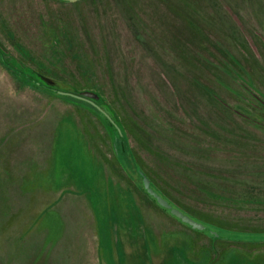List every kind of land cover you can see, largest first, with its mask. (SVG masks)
Masks as SVG:
<instances>
[{"label":"rangeland","instance_id":"1","mask_svg":"<svg viewBox=\"0 0 264 264\" xmlns=\"http://www.w3.org/2000/svg\"><path fill=\"white\" fill-rule=\"evenodd\" d=\"M183 1L197 17L187 16L181 0H0V33L6 38L4 28L9 26L2 20L8 19L7 7L23 9L30 18L40 11L50 18L58 16L65 25H79L83 51L97 63L89 66L92 78L89 74L76 78L85 84L92 79L120 115L131 116L146 128L142 133L148 137L146 143L139 144L131 135L130 142L152 164L156 178L194 199L200 197L187 192L196 185L228 195L223 186L227 169L244 172L248 179L264 170L260 158L264 137L255 145L248 143L253 156L230 167L224 145H212L206 138L210 120L223 126L222 114L212 112L211 100L218 102L209 94L226 98L225 89L230 90L232 81L220 65L227 59L225 48L247 61L248 74L264 86L260 75L264 67H258L248 47L244 52V36L256 53L255 42L264 49L259 35L253 33L254 40L248 30L257 25L264 35V0H218L210 13L207 0ZM51 21L57 24L55 18ZM187 21L196 26L194 30ZM28 35L26 44L33 47ZM37 51L41 49L33 51L38 57ZM180 101L182 111L177 108ZM71 102L85 101L38 86L0 63V264H116L104 243L101 216L118 224L122 264H145L147 248L152 264H264V239H216L176 221L150 195L145 197L141 185L137 182L144 194L113 155H106L111 152L102 136L91 138L78 124L80 114L69 107ZM177 112L184 116L182 123L176 120ZM162 123L178 126L183 135L166 131ZM191 124L201 130L199 139L197 133L192 138ZM93 150L102 153V159ZM155 162L163 163L169 177L174 172L179 178H163V169ZM129 171L136 181L133 169ZM125 184H131L135 197L122 187ZM69 187L78 197L67 195L72 191L64 189ZM231 190L233 198L244 193L237 186ZM54 195L61 198L50 207ZM83 195L95 212L80 202L73 204ZM221 202L225 201L213 197L208 204L219 209ZM255 210L264 213V208L243 211ZM139 211L142 225L147 223V246L138 238L128 246L127 229L136 233L137 226L142 228L137 224ZM240 227L264 233V218Z\"/></svg>","mask_w":264,"mask_h":264},{"label":"flooded vegetation","instance_id":"2","mask_svg":"<svg viewBox=\"0 0 264 264\" xmlns=\"http://www.w3.org/2000/svg\"><path fill=\"white\" fill-rule=\"evenodd\" d=\"M215 1L218 0H207V12L210 13L215 10ZM180 5L182 6L184 12H186L187 16H198L197 13H194V8L188 7L189 4H185L183 0H181ZM6 9L8 19L2 20V22L4 23L3 26L6 24L9 27L4 28L6 38L0 33V63L4 66L6 65L5 67L8 66V69L11 68L16 71V73H19L22 76L32 80L38 86L40 85L44 88L52 90L55 93L69 95L85 101L84 105L79 103L76 104L74 102H71V105L68 104L70 105L69 107H72L75 112L80 114L79 116L81 119H79L80 123L78 124H82L84 126V130L87 131V135H89L91 138L96 139L97 134L99 137L102 136L105 146L109 148L111 152H106V155H113L119 167L129 176L139 191L142 192L144 189L141 190L137 181L133 180V178L130 176L129 169H132L130 159L133 162L135 169L145 174L153 183V185L173 202L178 201L179 203H187L191 204L192 206L210 207L208 204L209 200H212L213 197H216L221 201H225L224 203L221 202L220 205L224 208L227 218L239 221H247L250 223H258L259 219L264 218V213L260 214L259 211L256 212L255 210V213L243 211L244 208H264L263 168L257 170L259 172L257 177L255 176L250 179L247 177L248 174L244 172L236 171L235 169H227L228 174L224 173L226 179L223 186H225V191L228 193V195H224V193L220 192L216 193V190H208L206 187L201 189L200 186L196 185L192 191L187 192H192L193 194L200 197L195 199L191 195L181 192L179 189H174L175 186L169 185L167 182L164 183L163 181L159 180L152 173V166H150L152 164L148 163L145 157L138 153L130 142V135L135 139V141L139 142V144L141 141H148V137L145 135L144 138L142 135V133L147 132L146 128L143 127L133 117L129 115L127 117L120 115L118 111L112 107L110 102L104 97L103 93L100 92V90L96 87V82L92 81V79L89 80L87 84H85L82 83L80 79L76 78L78 75L85 76L86 74H89V76L92 78V75L90 74L92 73V69L89 66L91 64L95 65L96 62L92 61L91 58L88 57L86 51H83L86 46L83 39V33L80 34V36H77V31H79L81 27L79 25H65L56 15L52 16V18L57 20V24L54 25L51 21L52 18L40 11L36 12V18L32 16L30 18L26 15V12H24L23 9L20 11L14 10L12 7H7ZM187 23L191 29H195L196 26H193L191 21H187ZM235 27H238L239 29L242 26L235 25ZM258 27L259 26L256 25L255 28H251L252 30L249 28L248 30L252 37L254 36L253 33H255V35H259L258 38L260 39V43L264 46V35ZM57 29L59 32H56ZM18 34L20 37H18ZM26 34H31V38L29 39H31L33 47L26 44L28 41V38L24 37ZM244 38V52L246 51L248 53V47L253 54V57L258 61V67L263 70V47L259 45L258 42H255L260 54L256 53L245 36ZM7 42L9 44H7ZM37 47L41 49V52L37 51V53H40L38 57L35 56V52L33 53ZM54 51L57 52V54H55ZM222 52L227 57V59L226 61H222L220 65H223L222 68L230 77L233 84L230 83L228 88L233 91H230L229 89H227V91L225 89L224 93L227 95L226 98H222L220 95V97H218L215 93L213 94L210 91L209 95H211V97H213L218 102L215 103L211 100V107L213 109L212 112L214 115L217 113L218 115L219 113L222 114L221 116L223 119V126L218 123L217 125L214 120H210V122L208 121L209 130L206 138L212 143V145H224V150L229 157V164L231 167L233 163H242L243 159H246L249 155L253 156L251 149L248 150V143L250 145H255L260 140H263L264 86L259 85V82H254L253 77L248 74L247 66L245 65L247 61L244 62V60H241V58L238 57L234 52H231L226 48ZM101 64H103V60H101ZM44 66H46V68H44ZM55 66H57V68ZM104 70L107 71V68H104ZM260 75L264 77V72L260 73ZM163 78L168 84H170L167 76L163 75ZM84 92H89L90 94H85ZM176 97L179 98L177 95ZM177 108H183L182 103L179 104V102H177ZM177 113L178 118L176 120L181 119L180 121L182 123L184 116H180L179 112ZM157 123L159 124V122ZM160 126L166 131L173 132L174 135H183V132L179 130L178 126L173 128L166 123H162ZM191 126V132L194 133L192 138L194 139V137H196L195 134L197 133L196 139H199L198 136L201 135V130L194 124H191ZM144 143L146 142L144 141ZM102 148L100 150L104 152ZM92 149H94V145ZM94 150L93 154H95L98 159L100 155V159H102V153L100 154L97 150L94 152ZM158 156L161 158V162H163V155L158 153ZM260 158H264V152L261 153ZM156 162L154 163L155 165ZM162 164L163 163H159L156 166L163 169V178L169 177L167 175L168 169L166 170L165 166ZM146 167L149 168V170H147ZM211 171L215 172L213 170ZM109 173H111V175H109L111 176L110 178H114L112 172ZM177 176L178 173L173 172L169 178L173 180L172 178H179ZM101 177L103 181L108 183L110 182V180L107 179L108 177L104 175V172H102ZM112 180L114 183V179ZM260 182L263 183L259 184ZM116 184L118 183L116 182ZM233 186L239 187V192H244L245 194L240 193L241 196L237 195L235 198H233V191L231 190V187ZM122 187H125L134 196L132 193L134 188L131 186V184H125ZM144 192L145 194L143 192L142 193L145 195V197H147L146 195L148 193L145 190ZM101 206L103 207L102 204ZM141 214L142 213L139 211V217L137 219V224L139 226L143 223ZM166 215L169 214L166 213ZM169 216L172 219L174 218L171 215ZM101 218L103 225L101 229L103 231L102 234L104 243L106 244L110 256L109 258H111L113 261H116V264H122L123 253L121 250L123 244L121 246L120 237L117 231L118 224L114 223L112 217L104 219V217L101 216ZM174 219L180 222L177 220V218ZM104 221L106 222L105 224ZM146 224L147 223L144 222L142 228L137 226L136 233H133L127 229V232L125 233L128 236V246L131 243L137 242V238L142 241L143 246L144 244L147 246L145 234ZM133 235L136 237H133ZM144 262L145 264H152V253H150L148 248L145 249Z\"/></svg>","mask_w":264,"mask_h":264},{"label":"water","instance_id":"3","mask_svg":"<svg viewBox=\"0 0 264 264\" xmlns=\"http://www.w3.org/2000/svg\"><path fill=\"white\" fill-rule=\"evenodd\" d=\"M85 94H90L89 92H84ZM122 133V132H121ZM132 165L133 173L136 178V181L141 185V187L151 196V198L161 207H163L168 213L180 220L181 222L189 225L192 228L200 230L204 233H207L211 236H217L225 239H264V233H248V232H239L235 230H225L218 226L205 223L194 216H192L187 211L181 209L177 204L172 200L167 198L161 191H159L150 179L135 169L133 162L130 159Z\"/></svg>","mask_w":264,"mask_h":264},{"label":"trees","instance_id":"4","mask_svg":"<svg viewBox=\"0 0 264 264\" xmlns=\"http://www.w3.org/2000/svg\"><path fill=\"white\" fill-rule=\"evenodd\" d=\"M9 69H11V68H9ZM174 202L181 209L187 211L188 213H190L195 218H197V219H199L205 223L212 224V225L218 226L220 228H223L227 231L228 230H235V231H239V232H246V231H243V230H245V227H240V226H244V224H250V222L239 221V220H235V219L229 221L230 218H227V215L225 214L224 208L222 206L219 209H214V208H211L208 206L199 207V206H192L191 204H187V203H185V204L179 203L178 201H174ZM190 228H192V227H190ZM192 229L199 231V232H202V231L197 230L195 228H192ZM202 233H204V232H202ZM251 233H253V232H251ZM211 237H214L216 239H224V238L215 237V236H211Z\"/></svg>","mask_w":264,"mask_h":264},{"label":"crops","instance_id":"5","mask_svg":"<svg viewBox=\"0 0 264 264\" xmlns=\"http://www.w3.org/2000/svg\"><path fill=\"white\" fill-rule=\"evenodd\" d=\"M72 184L74 185L75 184V181H72ZM73 185H69V186H73ZM69 188H71V187H69ZM65 189H67V190H65ZM64 190L65 191H72V192H69L67 195H69V196H72V197H74V196H77L78 197V195H74L76 192L75 191H73L72 189H68V188H65ZM56 191V190H55ZM61 192H64V191H61ZM59 194V193H58ZM55 196H57V195H54L53 196V198L49 201V203L51 204L50 205V207L53 205V203L55 202V201H59V199L61 198H59V196H57V197H55ZM61 196H63V194L61 195ZM84 196V195H83ZM72 199V198H71ZM83 201V202H82ZM78 202H80V203H82V204H84V205H86L88 208H89V210L90 211H92V212H95L94 211V207L92 206V203L90 202V200L89 199H87V196L85 197H80V199H78L77 201H74V203L73 204H76L77 206H79V203ZM81 204V205H82ZM80 205V206H81Z\"/></svg>","mask_w":264,"mask_h":264}]
</instances>
